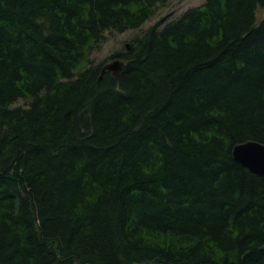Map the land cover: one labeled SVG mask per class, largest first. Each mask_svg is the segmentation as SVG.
I'll return each instance as SVG.
<instances>
[{"label":"trees","instance_id":"16d2710c","mask_svg":"<svg viewBox=\"0 0 264 264\" xmlns=\"http://www.w3.org/2000/svg\"><path fill=\"white\" fill-rule=\"evenodd\" d=\"M167 2L0 0V264H264V176L232 156L264 143V0L90 60Z\"/></svg>","mask_w":264,"mask_h":264},{"label":"rangeland","instance_id":"374dc122","mask_svg":"<svg viewBox=\"0 0 264 264\" xmlns=\"http://www.w3.org/2000/svg\"><path fill=\"white\" fill-rule=\"evenodd\" d=\"M204 1L205 0H168L166 6L156 7L151 18H149L140 28L127 30L122 33H106L100 47L91 54L90 60L94 65L113 61L114 59L109 60V58L114 53L124 50L134 36L141 35L148 27L155 25L161 19L165 18L166 22L159 28L161 30L168 21L179 18L186 10L197 7ZM262 13L263 11H259L260 15ZM16 106L25 107L26 103L23 100H19L16 103Z\"/></svg>","mask_w":264,"mask_h":264},{"label":"water","instance_id":"95a60500","mask_svg":"<svg viewBox=\"0 0 264 264\" xmlns=\"http://www.w3.org/2000/svg\"><path fill=\"white\" fill-rule=\"evenodd\" d=\"M123 67V62L114 59L109 63H105L101 68V76L105 72H110L117 76ZM233 159L250 173L257 176H264V143L257 141H247L238 144L232 149Z\"/></svg>","mask_w":264,"mask_h":264}]
</instances>
